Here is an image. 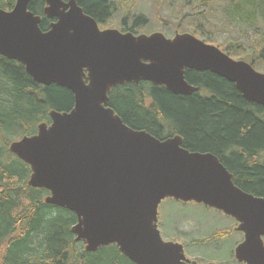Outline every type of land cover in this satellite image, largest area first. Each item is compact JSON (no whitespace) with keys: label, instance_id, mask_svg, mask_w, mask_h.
I'll return each instance as SVG.
<instances>
[{"label":"water","instance_id":"95a60500","mask_svg":"<svg viewBox=\"0 0 264 264\" xmlns=\"http://www.w3.org/2000/svg\"><path fill=\"white\" fill-rule=\"evenodd\" d=\"M33 1L0 8V55L21 63L35 83L72 92L75 106L51 111L50 124L9 151L31 168L28 185L49 192L46 204L76 215L75 242L87 253L115 245L133 264H201L162 237L159 209L173 199L233 217L244 234L236 260L264 264V198L236 186L215 155L188 151L180 136L159 140L133 130L109 105L112 90L128 84L191 96L199 88L186 74L195 71L226 80L246 102L264 107V73L189 33L169 39L101 30L78 0H45L44 17L55 21L43 31Z\"/></svg>","mask_w":264,"mask_h":264},{"label":"trees","instance_id":"16d2710c","mask_svg":"<svg viewBox=\"0 0 264 264\" xmlns=\"http://www.w3.org/2000/svg\"><path fill=\"white\" fill-rule=\"evenodd\" d=\"M78 1L100 26L126 11L124 0ZM15 2L0 0V8L11 10ZM192 3L201 12L184 16L188 32L264 73V0ZM45 7V0H34L30 10L44 18ZM208 11L223 17L224 26L239 37L218 42L207 30ZM130 16H124L120 29L137 34L145 18L130 24ZM48 27L44 20L41 29ZM186 79L199 91L182 96L149 83L130 84L113 90L110 107L133 130L159 140L180 136L188 151L215 155L240 189L264 198V107L246 102L233 84L210 72L189 71ZM74 106L72 92L35 83L23 65L0 55V264H133L115 245L87 253L76 243L71 232L76 215L46 204L49 193L28 185L30 167L9 151L12 142L35 135L40 124L50 122L51 111L68 113Z\"/></svg>","mask_w":264,"mask_h":264},{"label":"rangeland","instance_id":"374dc122","mask_svg":"<svg viewBox=\"0 0 264 264\" xmlns=\"http://www.w3.org/2000/svg\"><path fill=\"white\" fill-rule=\"evenodd\" d=\"M124 1H126V11L116 12L108 23L103 25V28L121 30L120 24L124 20V16L130 12L131 16L128 18L130 24H133L138 18H145L143 19L146 23L139 27L138 34L151 35L158 32L169 39H173L176 33H192L187 31V23L183 22L184 16L201 12L196 10V5L192 3L193 0ZM211 13L210 11L207 12L208 18L211 20L207 30L215 35L218 42L223 43L229 38L239 37L237 34L235 35L234 29L231 30V28L224 26L222 23L223 17L216 14L211 15ZM210 17H213V19H210ZM182 23V27L178 29L177 26ZM159 221V229L164 239L173 240L169 236L174 235L180 241H182L181 239L187 240L190 237L203 240L210 237L211 234H216L222 228L223 231H226L227 229L232 230L236 226L231 218L217 211L196 203H182L173 199H167L161 204ZM179 240L178 242H180ZM242 240L243 237L239 233H232L226 239L217 242L203 243L196 240L193 247L186 250V255L190 259H197L203 264H240L234 259V250Z\"/></svg>","mask_w":264,"mask_h":264},{"label":"flooded vegetation","instance_id":"af4514ba","mask_svg":"<svg viewBox=\"0 0 264 264\" xmlns=\"http://www.w3.org/2000/svg\"><path fill=\"white\" fill-rule=\"evenodd\" d=\"M55 21V20H54ZM54 21H48L49 22V27H48V29L50 28V24L51 23H53ZM101 27V29H107V28H103V26H100ZM47 29V30H48ZM47 30H45V31H47ZM120 31H122V30H120ZM123 32V31H122ZM110 105V104H109ZM226 233V234H225ZM232 233H235V229L233 228L232 230H229V229H227L226 231H223V228L221 229V230H219L216 234H211L210 235V237H208V238H205V239H203V240H201V238H195V237H190V238H188L187 240H185V239H181L182 241H180V242H182V243H180V244H182L183 245V247H184V249H185V252H186V250L188 249V248H191V247H193V245H194V243H195V241L196 240H200L201 242H203V243H210V242H217V241H222L223 239H226L229 235H231ZM236 234V233H235ZM242 235V237H243V239H244V235L243 234H241ZM196 236V235H195ZM177 242H178V240H176ZM239 245V244H238ZM188 257V256H187ZM189 258V257H188ZM190 259V258H189ZM191 261H197L198 263H201L199 260H197V259H194V260H192V259H190Z\"/></svg>","mask_w":264,"mask_h":264}]
</instances>
